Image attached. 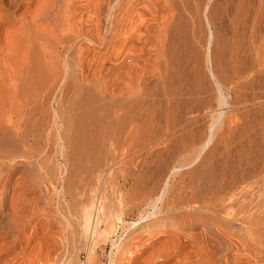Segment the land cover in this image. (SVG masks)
Instances as JSON below:
<instances>
[{
  "label": "bare ground",
  "instance_id": "obj_1",
  "mask_svg": "<svg viewBox=\"0 0 264 264\" xmlns=\"http://www.w3.org/2000/svg\"><path fill=\"white\" fill-rule=\"evenodd\" d=\"M199 3L202 53L182 22L188 0H0V264L26 263L37 244L25 226L45 224L49 187L71 192L92 152L135 180L118 209L136 217H117L127 234L109 264H264V0ZM47 113L52 186L35 181ZM34 186L35 206L17 207ZM89 199L70 238L91 257ZM55 234H38L47 254Z\"/></svg>",
  "mask_w": 264,
  "mask_h": 264
},
{
  "label": "rangeland",
  "instance_id": "obj_2",
  "mask_svg": "<svg viewBox=\"0 0 264 264\" xmlns=\"http://www.w3.org/2000/svg\"><path fill=\"white\" fill-rule=\"evenodd\" d=\"M198 1L199 0H190V1L188 0V3L190 5L188 4L187 10L188 9L189 10L187 11L186 9H183V11H181V15L183 13L184 14L186 12L187 13L185 15L183 14V17L182 16L181 17H182V22L185 24V26H187L186 28L187 29L189 28V30H190V34H189V30H186L188 32V34H189L188 38L193 40V42H194L193 44L196 45L197 50L200 49L201 50L200 53H202L203 50H204V41H202V29L205 31V28H204V24L202 25L203 19L201 20V18H200V17H202V16H200L201 15L200 12H201L202 5L200 7L199 5H200L201 2L198 4ZM184 10H185V12H184ZM186 17H187V19H186ZM68 94L65 95L64 91L62 90V97H61L62 99L59 98L61 100V101H59V103L62 106H64L63 107L64 109L62 108V106L59 105V111H61V114L65 111L63 113V116L70 117V113H69L70 104L67 103L68 102L67 101V97H70L69 96L70 94L69 95ZM63 101H65L69 105H66V103L63 102ZM61 109H63V110H61ZM66 114H69V115H66ZM45 115H47L46 116L47 121L45 122V124L46 123L47 124L45 125L46 126L45 127L46 131L44 132V136L45 137H44L43 143H42L44 147L42 146L43 149H42L41 153H43V150H45L44 154H45V152H47V150L50 151V152H47L48 154L46 153V155L43 154L45 156V158H44V156H42V154H41V156L39 155L41 159L37 155L38 157H36V159L39 158L38 159L39 160L38 164L41 166L42 170H40L41 174L38 175V179H37V177H35V181H37V180L39 181V177H41V180L46 181V183L48 182L47 184L49 186H52L51 182L52 183L54 182V185L56 184L55 180H52L53 179V177H52L53 174L52 173H54V171H55L54 167H56V165H55L56 161L55 160H56L57 157L55 158L53 156L54 154H52L55 151V149H53L54 147H53L52 142H51L52 141V137H53L52 136V130H51V125L49 124L50 120L48 121L49 115H48V113L45 114ZM49 130H50V133H48ZM104 156L105 157L107 156L106 157L107 159ZM108 156L109 155L96 154V153L92 152L89 155V158H87V160L83 159L80 162V168L81 169H80V172L77 175V177H76V179H75V181L73 183L71 192L65 193V195L61 196L60 199L57 200V196L53 192L54 190H52V187H51V189L49 187V192L46 194V195H48L46 198L48 199L47 201H49V202H47L45 200L44 203L40 202L39 205L48 214H50V217L47 216L46 217L47 219L45 218V224L47 226H50V227L45 226L44 223L41 224L40 220H38V217H32V219L30 220V222L31 221L32 222L31 223L29 222V224H27V226H25L26 228H24L23 235L28 234L26 236L30 237V242L28 243L30 245V248L32 246H34L35 244H37V245H35L36 248H34L33 251L30 253L29 257L26 258V263L23 260L21 261V259H17V260H14L13 264H61V263H66V261L68 259L67 253H68V255L72 254V256L74 257V258H72L73 260L70 261V264H78L82 260H84L86 262V264L87 263L88 264H109L108 263L109 261H108L107 254H108V251H109L110 246H111V242L110 241L113 240V239H117L118 241H119V239L123 240L124 237L127 234L126 231H124L122 233L121 230H124V229H122V227L120 228L121 223H120V220L117 219V217L121 218V221H131V219H134L136 217V214H135L136 211H134L133 213L132 212L131 213H129V212L127 213V212H123L122 209L121 210L118 209V208H121V203L123 201V197H122L123 194L122 193L123 192L126 193L127 191L130 193V190H132L131 189V185L133 184V182L135 180H133V182L132 181L123 182V178L121 177L122 176L121 168L116 163H115L116 165L114 163L112 165V162L110 164H108V161L110 160L108 158ZM52 158H54V159L52 160ZM114 166H115V168H114ZM116 167H117V169H119L118 172L116 171L117 170ZM51 168H53L54 171ZM50 170L52 172H50ZM111 170H113L112 172H114V174L111 172ZM44 172H46L47 175L49 174L48 176L50 178L52 177V179L49 180L48 177L45 178L46 175H43ZM109 172H111L112 174L109 173ZM141 173L143 174V171H141ZM50 174L52 176H50ZM42 176H44V177H42ZM146 178H147V176H146ZM49 181H50V183H49ZM31 183L32 182H30V184ZM30 187H31V185H30ZM35 187L36 186L31 188L32 190L30 191V193L28 192L25 195L24 199H26L25 201H27V200L28 201L25 202V203L23 202L24 200L21 201L20 203L17 204V207H19L21 209L29 210V209H31V208H33L35 206V200H36V197H37L36 195H38V190ZM149 187H150V185L148 184V185H145L143 187V189L144 190L145 189L149 190ZM50 190H52L53 193ZM144 190H142V191H144ZM139 194H137L135 197L137 198L138 201H140V200L143 201L146 198L145 193L142 192V193H139ZM108 196L113 199L114 204H115L114 208L115 209L117 208L116 210H113V213H111L112 215L110 214V217H109L108 213L106 211H104V210H106L105 209L106 207H104L105 206V202L104 201L106 199L105 197H108ZM87 197H90L89 201L91 200L90 201L91 205L89 206L90 210H88L89 214H87L89 216L88 217V221L91 220V222H93L95 220H98V222H99V223L97 222L98 223L97 227L96 226L93 227L88 222V229L86 228V232H84V239L85 240L83 242L87 241V243H89L90 240H91L92 243L93 242L97 243V244H95L96 247L95 246H94V248L91 247L92 248V256L91 257L88 256V252L86 251V249H84L83 243H75L73 245L72 239L70 238L71 237V232L73 231V228L76 227L75 226V224H76L75 222L78 219L79 211L83 207V205L86 203V198ZM99 198L101 199L102 202L98 201ZM102 199H104V200H102ZM21 204H23V205H21ZM102 205H104V206H102ZM102 208H103V210H102ZM102 212L105 214V216L103 215V220H102V214H103ZM74 218H76V219H74ZM47 222H49V223H47ZM53 224H54V226H53ZM170 224L171 223H167L165 226H160L159 228H161V227L163 229H166L167 227L169 228L170 226L173 225V224L172 225H170ZM40 225H43V226L40 227ZM38 227L40 229H38ZM44 227L46 229H50V230L46 231V229ZM38 230L41 231V232H46V234L48 232L49 233L47 235H44V233L42 234ZM52 230L56 231V234H57V235L55 234V237H56V240H55L56 241L55 242L56 245L55 246H56V248L54 249L53 253L51 252L50 254H47V251H45V248L38 246V242L36 240H38L39 235L40 236H45L44 239L47 240L46 236L51 234ZM115 230H116V232H115ZM160 231H158V232H160ZM101 232H106V234L104 235V236H106V238H103L104 236L103 237H98V236H100V234H102ZM35 233H36L37 236L34 235ZM118 233H120V234H118ZM33 236H36V237H33ZM161 238H163V237H161ZM97 239L99 240V242L97 241ZM48 240H50V239H48ZM8 241L11 242L10 239H8ZM1 242L2 241H0V243ZM84 244H86V243H84ZM70 245H72L73 249H72V247ZM133 249L134 248L130 249V251L133 250ZM13 250H11L10 253H5V255H7V256H5L4 254L2 256L3 257L4 256L5 257H9V255L11 256L15 252V251L13 252ZM63 258H65V259L67 258L66 261ZM131 259L132 258H131L130 254H124L121 257L120 263L121 264H127V262H129V260H131ZM27 260H28V262H27ZM172 260H170L171 262H169L168 264H170V263L172 264V262H173Z\"/></svg>",
  "mask_w": 264,
  "mask_h": 264
},
{
  "label": "built area",
  "instance_id": "obj_3",
  "mask_svg": "<svg viewBox=\"0 0 264 264\" xmlns=\"http://www.w3.org/2000/svg\"><path fill=\"white\" fill-rule=\"evenodd\" d=\"M78 264H86V262L84 260H82Z\"/></svg>",
  "mask_w": 264,
  "mask_h": 264
}]
</instances>
